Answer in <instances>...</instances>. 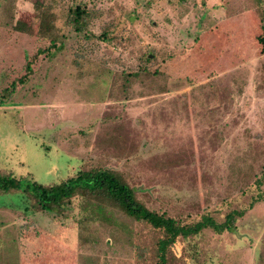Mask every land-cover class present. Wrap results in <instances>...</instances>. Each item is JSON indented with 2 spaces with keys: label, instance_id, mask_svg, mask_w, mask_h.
I'll list each match as a JSON object with an SVG mask.
<instances>
[{
  "label": "rangeland",
  "instance_id": "rangeland-1",
  "mask_svg": "<svg viewBox=\"0 0 264 264\" xmlns=\"http://www.w3.org/2000/svg\"><path fill=\"white\" fill-rule=\"evenodd\" d=\"M261 27L264 0H0V174L102 167L180 225L241 211L167 264H264ZM26 203L0 192V264H156L159 231L115 209Z\"/></svg>",
  "mask_w": 264,
  "mask_h": 264
},
{
  "label": "trees",
  "instance_id": "trees-1",
  "mask_svg": "<svg viewBox=\"0 0 264 264\" xmlns=\"http://www.w3.org/2000/svg\"><path fill=\"white\" fill-rule=\"evenodd\" d=\"M84 15V11L75 7L68 12V17L75 24ZM75 31L78 29L75 28ZM259 52L264 54V27L256 39ZM17 191L21 194L27 209V199L33 201L41 215L51 218L63 214L74 197L115 209L135 222L145 224L159 231L160 236L155 241L156 264H167L165 254L169 246L178 238L195 236L204 229H210L216 234L234 230L233 222L242 215L241 211H230L221 223H215L209 216H201L192 224L180 225L177 220L145 208L136 198L134 191L124 182L117 172L93 167L77 171L73 177L67 178L50 186H41L29 178L14 177L10 174H0V192ZM18 209V208H16ZM26 211V210H25Z\"/></svg>",
  "mask_w": 264,
  "mask_h": 264
}]
</instances>
